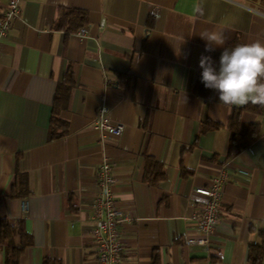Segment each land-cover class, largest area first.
<instances>
[{"label": "crops", "instance_id": "1", "mask_svg": "<svg viewBox=\"0 0 264 264\" xmlns=\"http://www.w3.org/2000/svg\"><path fill=\"white\" fill-rule=\"evenodd\" d=\"M20 9L0 39V220L21 222L29 238L19 264H97L91 229L103 158L131 218L119 264H252L260 245L264 264V106L242 109L238 129L253 126L255 137L239 147L228 122L241 107L220 104L213 89L195 93L192 82L202 54L218 69L225 47L264 44V0H21ZM67 9L85 21L55 28ZM210 32L226 40L206 52L201 35ZM68 75L57 113L66 133L50 139L56 88ZM101 105L121 135L94 128ZM224 165L210 244L188 243L200 235L195 189Z\"/></svg>", "mask_w": 264, "mask_h": 264}, {"label": "built area", "instance_id": "2", "mask_svg": "<svg viewBox=\"0 0 264 264\" xmlns=\"http://www.w3.org/2000/svg\"><path fill=\"white\" fill-rule=\"evenodd\" d=\"M21 0H8L3 14L0 16V39L6 37L13 18L19 17ZM79 37H83L85 29L75 31ZM94 128L102 136H119L124 126L112 122L108 108L101 105L97 110ZM227 179L226 166H222L218 173L211 179L206 187L195 189V193L203 198V204L199 213L192 215L191 220L199 237L188 239V243H196L199 246H208L210 234L219 222V210L222 200V190ZM96 182L99 192L93 202V226L91 229L95 246L97 264H119L120 255L123 251L121 242V227L131 218L117 205L113 193L115 179L111 172V163L108 158H103L96 174Z\"/></svg>", "mask_w": 264, "mask_h": 264}, {"label": "clouds", "instance_id": "3", "mask_svg": "<svg viewBox=\"0 0 264 264\" xmlns=\"http://www.w3.org/2000/svg\"><path fill=\"white\" fill-rule=\"evenodd\" d=\"M205 51L223 46L226 38L217 32L201 35ZM199 67L206 88L219 93L220 104L242 107L249 103L264 106V44L259 41L237 44L221 52L218 69L210 56L201 55Z\"/></svg>", "mask_w": 264, "mask_h": 264}, {"label": "trees", "instance_id": "4", "mask_svg": "<svg viewBox=\"0 0 264 264\" xmlns=\"http://www.w3.org/2000/svg\"><path fill=\"white\" fill-rule=\"evenodd\" d=\"M84 21V12L74 9H67L60 11L54 27L68 31L75 28L73 26H81ZM192 82L194 92L206 97L209 88L204 86L201 79V74L196 76ZM71 87L72 80L71 76L68 75V77L64 79V82L60 83L56 88L49 128L50 139L60 138L66 133V125L57 117V113L59 108L64 107ZM245 108H249V105H245L241 108H234L228 122V127L231 131L230 142H236L237 146L239 147L248 145V143L255 137L253 133V126H248L245 131L238 129V117L242 109ZM215 126L216 125L211 124L207 127L205 126L204 129ZM24 188L25 185L22 190H25ZM16 237L19 238L18 242L16 241ZM29 243V238L27 234H25L21 222L13 224L6 218L0 220V250L4 252V264H19V258ZM262 250L263 245L251 248L249 258L252 264H260Z\"/></svg>", "mask_w": 264, "mask_h": 264}]
</instances>
